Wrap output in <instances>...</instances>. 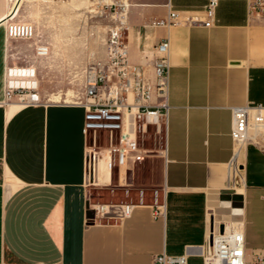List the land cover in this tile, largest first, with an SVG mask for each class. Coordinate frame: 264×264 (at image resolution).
<instances>
[{"label": "crops", "instance_id": "0c3cea01", "mask_svg": "<svg viewBox=\"0 0 264 264\" xmlns=\"http://www.w3.org/2000/svg\"><path fill=\"white\" fill-rule=\"evenodd\" d=\"M208 1L127 0L114 25L152 84L155 47L170 40L167 95L152 102L167 106L165 144L138 143L111 167L100 154L90 183L85 106L6 100V69L25 57L0 0V264H152L162 252L203 264L213 219L240 222L249 250L263 246L264 136L237 143L231 127L233 107L264 105V18L248 0H219L210 26L150 25L170 10L203 18ZM94 185L108 195L93 197ZM233 195L241 207L220 206Z\"/></svg>", "mask_w": 264, "mask_h": 264}, {"label": "built area", "instance_id": "2783aa9c", "mask_svg": "<svg viewBox=\"0 0 264 264\" xmlns=\"http://www.w3.org/2000/svg\"><path fill=\"white\" fill-rule=\"evenodd\" d=\"M218 4L219 0H209L203 9V18H199L197 12L181 17L178 11L170 10L166 18L155 20L150 25L171 26L184 22L210 26L215 22ZM126 7L127 3L124 2L118 15L122 16ZM248 9L249 14L264 18V0H248ZM125 30L123 23L110 27L107 60L100 64L96 75L89 77L85 102H77L86 109L84 132L90 134L104 131L111 136L106 154L108 167H111L115 155L121 162L124 159V151L137 148L138 119L143 121L145 127L148 124H160L161 118L166 124L167 117V106L161 103L155 105L152 102H158L157 98L164 99L167 95L170 40L164 38L155 47L156 82L152 84L141 66L129 62ZM7 33L9 37L30 38L34 28L29 23L14 21L7 25ZM5 97L8 101L16 98L23 105L43 103L39 92L38 69L27 63L8 66L5 74ZM231 135L237 143L253 141L260 144L264 136V105L249 103L233 107ZM101 153L95 151L90 156L89 172L92 180ZM262 197L264 200V190ZM161 206L163 204L156 205L155 216L161 214ZM102 208L103 205H99V209ZM201 256L203 264H264V244L260 248L249 250L240 222L225 225L223 230L220 224L215 223ZM152 264H189V255H170L162 252L154 255Z\"/></svg>", "mask_w": 264, "mask_h": 264}, {"label": "rangeland", "instance_id": "374dc122", "mask_svg": "<svg viewBox=\"0 0 264 264\" xmlns=\"http://www.w3.org/2000/svg\"><path fill=\"white\" fill-rule=\"evenodd\" d=\"M124 2L127 0H21L18 13L9 23H29L34 33L30 38H10L19 40L22 46L25 58L19 64H33L38 69L43 103L85 102L86 84L107 60L109 29L116 24ZM40 45L49 47L47 55H38ZM165 137L163 118L157 126L148 124L147 127L138 119V143L160 148L165 144ZM89 140L90 154L95 151L107 154L111 142L109 133L91 132ZM91 168L93 171V163ZM89 182L93 183L92 177ZM99 191L108 195V189L101 185H94L91 195L95 197Z\"/></svg>", "mask_w": 264, "mask_h": 264}, {"label": "water", "instance_id": "95a60500", "mask_svg": "<svg viewBox=\"0 0 264 264\" xmlns=\"http://www.w3.org/2000/svg\"><path fill=\"white\" fill-rule=\"evenodd\" d=\"M220 206L222 207H233V208H239L243 205L242 197L239 195H233V196H223L221 199ZM214 224V219H213ZM221 229H224V226H221Z\"/></svg>", "mask_w": 264, "mask_h": 264}, {"label": "bare ground", "instance_id": "6f19581e", "mask_svg": "<svg viewBox=\"0 0 264 264\" xmlns=\"http://www.w3.org/2000/svg\"><path fill=\"white\" fill-rule=\"evenodd\" d=\"M20 3H21V0H11L8 17L16 16V14L18 13L19 7H20ZM37 51H38V55H46L48 54V47L44 45H40Z\"/></svg>", "mask_w": 264, "mask_h": 264}]
</instances>
